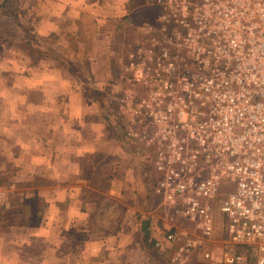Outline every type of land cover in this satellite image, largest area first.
<instances>
[{
    "label": "built area",
    "instance_id": "obj_1",
    "mask_svg": "<svg viewBox=\"0 0 264 264\" xmlns=\"http://www.w3.org/2000/svg\"><path fill=\"white\" fill-rule=\"evenodd\" d=\"M141 1L159 21L124 128L153 152L152 247L170 264H264V0Z\"/></svg>",
    "mask_w": 264,
    "mask_h": 264
},
{
    "label": "crops",
    "instance_id": "obj_2",
    "mask_svg": "<svg viewBox=\"0 0 264 264\" xmlns=\"http://www.w3.org/2000/svg\"><path fill=\"white\" fill-rule=\"evenodd\" d=\"M37 3L27 27L36 33L22 44L39 54L29 52L25 68L0 89V174H8L0 191L16 216L0 217V264H163L144 239L149 198L136 199L144 192L124 165L122 177L111 173L119 144L78 64V48L93 64L89 49L108 46L127 0ZM74 35L81 36L73 52H59ZM99 72L92 67L89 77L108 74ZM96 158L104 179L95 175Z\"/></svg>",
    "mask_w": 264,
    "mask_h": 264
},
{
    "label": "rangeland",
    "instance_id": "obj_3",
    "mask_svg": "<svg viewBox=\"0 0 264 264\" xmlns=\"http://www.w3.org/2000/svg\"><path fill=\"white\" fill-rule=\"evenodd\" d=\"M125 5V15L119 21L117 27L109 32L110 42L108 46L89 49L95 59L93 64L89 61L86 50H79L78 48V53L81 52L84 55V60L78 64H81L79 67L80 70L82 69L81 73H85L84 78H82V81L87 83L86 86H83L85 91L87 89L88 93H90L89 96L95 100L96 105L99 107L97 109L98 113H102L103 118L110 124L114 142L119 144L118 149H116V151L119 150L116 155L119 159L117 158V163H115V160L112 161L111 165L113 168L111 173L117 178L122 177L124 165L125 169L128 170L130 181L139 183V188L144 192L136 199L139 201L142 195V202L143 199L146 198L148 201L149 198L148 205L143 210L146 211L145 215H149L148 217L150 218L148 227L151 235L149 234L145 237L143 234V236L146 239V243L152 247L156 236L160 234V222H156L155 218L152 217L155 214H160L155 209L159 199L152 197L150 194L151 185L156 177L152 167L153 152L152 149L144 145L143 141L128 136L124 127L130 123V118L133 115L130 108L137 105L139 99L144 95L143 86L145 85L141 80L135 78L133 73L135 70L143 71V69H146L144 61L140 57L147 47L146 29L148 25H156L159 21V8L142 5L141 0H127ZM37 7V0H0V89L4 88L6 84H10L15 78V74L25 68L27 62H24V60L29 52H33L29 56L30 59L31 57L35 58L39 54L35 49H30L31 51H29L27 44H22L26 40L25 35L29 37V35L32 36V34L36 33L33 32L32 28L28 29L27 27L29 10L36 12ZM79 36L74 35L72 39H68L69 46H61L60 49L62 51L60 50L59 52H73L75 40ZM139 49H142V52ZM131 54L135 56L134 59H137L132 66L135 69L131 68L130 65L131 60L129 57ZM92 67L93 73L106 70L108 74L102 77L98 76L99 78L95 76L92 79L89 77ZM87 71L88 79L86 78ZM94 161L95 169L99 171L95 173L97 179H104L102 178L104 161L101 158H96ZM2 162L3 159H0V164ZM119 162H122V167L120 166V168H118ZM5 177H8V174H0V184L6 183L8 179H5ZM7 203L8 197L4 195L0 202V217L15 218L16 216L14 214L11 215L8 208L5 207ZM215 220L213 248L217 250L224 238L225 222L224 215L219 210L215 212ZM154 226L157 229H154ZM159 256L162 257V261L164 258L163 264H170L162 253L160 255L156 254L155 258L161 261Z\"/></svg>",
    "mask_w": 264,
    "mask_h": 264
}]
</instances>
